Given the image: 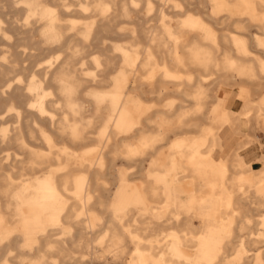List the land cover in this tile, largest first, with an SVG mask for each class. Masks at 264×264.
<instances>
[{"label":"bare ground","instance_id":"6f19581e","mask_svg":"<svg viewBox=\"0 0 264 264\" xmlns=\"http://www.w3.org/2000/svg\"><path fill=\"white\" fill-rule=\"evenodd\" d=\"M79 1L82 4L77 0H0V9L25 10L23 18L16 14L10 19L14 35L0 19V37L13 42L2 48L0 104L16 123L26 121L38 127L0 130V145L14 144L26 152L8 166L0 161V235L6 239L0 252L17 251L19 242L24 247L37 243L34 253H19L13 259L16 264H251V255L239 258L234 252L240 245L252 250L258 244L264 263V196L256 190L264 185V176H255L262 169H254L241 155L248 141L237 143L233 152L226 147L228 141L243 138L248 127V132L257 125L264 131V0H210L212 15L206 21L188 15L177 16L172 23L163 17L161 25L150 27H144L136 12L131 18L132 3L139 5V0ZM52 10L60 11L54 24L63 31L66 53L43 65L42 59L51 56L45 46L60 39L57 33L49 34L48 24L43 23ZM125 20L139 27L140 35L130 43L118 49L108 43L110 38H101L123 34L116 27ZM29 65L33 70L25 77ZM129 72L137 74L132 90L141 95L124 100L127 92L119 78L121 89L106 100L111 105L100 103L102 99H84L90 86L108 87L114 83L113 73L125 78ZM178 73L194 74L196 84L165 82L161 77L176 78ZM208 74L217 75L210 87L201 81ZM145 78L156 81L146 93ZM220 83L233 89L244 86L247 92L239 95L245 94L239 109L215 111L209 118L210 105L217 102L210 91ZM177 89L184 91L182 96L193 95L192 107L148 111L147 103L157 106ZM86 104L98 110L112 106L115 111L100 132L96 127L101 118L85 116ZM34 110L42 116L50 113L55 128L49 131L30 116ZM24 112L30 115L24 118ZM133 128L136 133L128 135ZM179 134L180 139L171 141ZM28 138L44 139L50 150L31 146ZM93 139L108 142L105 147L84 145ZM69 145L79 149L70 154ZM165 146L160 161L150 163L141 175L143 189L112 177L117 164L140 168ZM46 167L54 168L52 174L36 179ZM157 170L162 171L159 178ZM238 172L244 175L236 179ZM120 179L119 188L110 186ZM25 184L31 185L29 192L12 195ZM218 184L220 209L215 207L213 193ZM178 202L194 211L183 215L175 208ZM16 204L24 206L19 213ZM98 216L106 222H97ZM201 216L219 218L228 233L219 257L213 256L211 239L203 235L210 226ZM6 222L15 224V229L4 232ZM50 223L72 228L78 241L67 245L69 238L57 237L59 229H47ZM87 224L105 227L92 234ZM101 235L106 239L105 250L94 251L93 240ZM113 239L123 242V247L115 248ZM126 239L136 245V254L128 252ZM190 248L202 251L200 263L189 254ZM56 256L59 262L52 261Z\"/></svg>","mask_w":264,"mask_h":264},{"label":"rangeland","instance_id":"374dc122","mask_svg":"<svg viewBox=\"0 0 264 264\" xmlns=\"http://www.w3.org/2000/svg\"><path fill=\"white\" fill-rule=\"evenodd\" d=\"M68 2V1H67ZM77 2H80V4H82L81 1L77 0ZM138 4H134L132 3L131 8L133 9V13H132V17L131 18H135L134 17V13L136 12V15L138 17V19H140L143 22L144 27H150V26H159L161 25L160 19H162L163 17L168 18V20L170 19V21L172 23H175L177 20V16L175 17L174 15H170L172 14H178V13H183L187 7L184 3L181 2H172V3H167V2H161L159 3L160 5H156L154 3L149 2L150 5H152L154 8H149L148 3L145 4V2L139 1ZM192 4H197V3H192ZM142 6V7H141ZM64 13H66L67 15H74V13L72 11H65ZM159 13L160 17H157L156 15ZM20 15L21 18H23V15L25 14V10L22 8H12V9H0V19L4 20V22H6L4 24L5 28L12 33V35H14V29L13 26H11L10 24V19L11 17H13L14 15ZM60 11L57 10H52L50 12V14L48 15V17H46V19L44 20L43 23H47V30L49 31V34H58V36L60 37V39L58 40V42H55V44H51L45 46L47 48V50L49 52H51V56L50 57H44L42 59L43 61V65H48L50 63V60H57L58 57L62 58L64 56V54L66 53V42L63 39L64 35H63V31L62 29L56 27V25L54 24V21L57 17H59ZM145 15H149V16H145ZM73 16H70L68 19L73 20L72 19ZM200 20L202 19L206 21L207 18L205 17H197ZM43 23L39 24L42 25ZM38 25V26H39ZM118 30L123 31V34H103L101 36V38L106 37V38H110V41L108 42L109 44H111L112 46L120 49L121 46L128 44L132 41L133 37L140 35L139 30H138V26L137 24H133L128 22L127 20L121 22L120 24H118V26L116 27ZM214 30V29H212ZM239 36H241L240 34H237ZM187 36V35H184ZM13 43V42H12ZM12 43H9L5 40H3L0 37V59L3 57V52H2V48L5 45H12ZM142 43L145 44V41L142 40ZM15 44V43H14ZM98 46L101 45V42L97 43ZM57 51H60L59 53H57ZM248 56H253L252 53H248ZM247 59V58H246ZM256 62V61H255ZM256 66L260 67V64L257 65V62L255 63ZM29 71H27V73L25 74V77H28L31 74V71L33 70V65H29ZM19 74V73H17ZM209 75V74H208ZM92 77H95V75H93L91 73ZM114 77V83L111 84L110 86H106V87H96V86H90V93H88L85 96V100L86 99H90L92 101H95L96 99H102V101H100V103L105 104V105H111V103H109L108 101H106L108 98H111V94L113 91L121 89L117 82L118 79L120 78L121 83H122V88L127 92L124 100L126 98H129L132 95H141L142 92H137V91H133L132 88L135 87L137 85V74L136 73H127V76L124 78L120 75V77L117 78V73H113L112 74V78ZM163 81L165 82H183L184 84L187 83L189 85H195L197 81H195V77L194 74L191 75V73H178V75L176 76V78H172L170 76H168L167 74L161 76ZM201 78V77H200ZM217 78V75H209L206 78H201V81L203 82V84L207 87H210L211 84L214 83V80ZM155 80H151V79H146L144 80L145 83V87L143 92L146 93L149 91V87L155 84ZM231 87L225 86L224 84H217L210 92L213 95V97H215L217 99V102L215 104H211L210 109H209V118L213 117V115H215L216 113L220 114L228 109L231 110V108L237 110L241 107L243 99H244V95L247 92V89L243 86V87H238L236 89H233ZM231 91V92H230ZM50 91H44V93H49ZM189 92V91H188ZM245 92V94H242V96L239 97L240 93ZM24 93V92H22ZM182 93L184 94V91L182 89H177V91L173 92V94L170 97L165 98L160 104H158L157 106H153L150 103H147V109L148 111H153V113L156 111H165V112H174L176 109H179L180 107H186V108H190L192 107V105L194 104L195 100L193 95H189V97H185L184 95L182 96ZM49 97H47L46 99H48ZM86 107V111H84L85 116L86 115H92L95 117H100L101 120L100 122L97 124L96 127V132H100L105 126L106 123L108 122L107 119L109 117V115L113 114L115 111H113L111 108H107V109H96V107H91L89 104L85 105ZM233 106V107H232ZM216 111V113H214ZM152 113V115H153ZM39 114V116H38ZM23 117H27L30 114L24 112V114H22ZM151 115V113H150ZM33 116V118H37L39 119V123L41 125H43L46 129H48L49 131H51L52 129L55 128L54 123H52L49 120L50 117V113L45 112L42 115H40L38 110H34L32 111L31 115ZM6 117V118H3ZM43 117V119H42ZM57 118V116L55 117ZM82 122H87V118L86 117H82L80 119ZM23 126V129L26 131L29 127V129H38V127L34 124V123H29V126L27 124L26 121H20L19 123H16L14 121L13 115H10L9 112H6L5 107L0 104V130L3 128H15L16 126ZM109 130H111L109 128ZM131 131V132H130ZM247 133L245 134V136H243V138H239L236 139L235 141H228L226 143V147L228 148V150H231V152H233V150H235L237 148V143H239L240 141H248L249 142V146H251L248 150H246L244 152V155L246 157L247 162H251L254 164V167L256 170H260L262 169L260 174H255L256 177H261L264 176V162L261 161V158H264V131L259 129L258 125L256 127H254V129L250 132L249 131V127L246 129ZM128 135L133 136L136 133L135 128H133L132 130L128 129ZM129 136V137H130ZM119 137H124L122 135H119ZM120 140V139H119ZM173 140V139H172ZM171 140V141H172ZM106 143L108 142L107 140H104ZM170 141V142H171ZM28 142L31 146L33 147H37V148H44L47 149L48 151L50 150V144L48 142H46L44 139H30L28 138ZM58 143L60 145L63 144L62 141H58ZM106 143H99L98 141H96L95 139L88 141L86 144L84 145H99L100 147H105ZM70 146V149H68V152L70 154H74L75 151H77V149H75L78 146ZM168 146V145H167ZM167 146H165L164 148H161V151L156 154L159 155V158H162V150H165L167 148ZM108 150V149H106ZM18 153H22V154H18ZM25 153L26 152H22L20 151L16 145L14 144H1L0 145V161H2L3 164H6L7 166L13 162V161H17L20 159H23L25 157ZM155 154V155H156ZM161 156V157H160ZM152 159V158H151ZM150 163V162H149ZM54 171V168L52 167H46L45 169L40 170V172L36 175V179L39 178H43L46 176H49L52 174V172ZM115 173L112 174L113 178L118 179H124L125 180V184L127 186H130L131 188H136V189H143V187L145 186V182L142 180L141 175L142 174H146L147 169H143V171H141L139 168L137 167H131V168H124V166L122 164H117L116 165V170H114ZM156 173H160L162 174V171L157 170L155 171ZM3 170H0V175H2ZM155 173V174H156ZM128 175H130L131 177H128ZM243 176L244 173L242 172H238L234 175V177L236 179H239V177ZM133 177V179H131ZM115 181V182H111L110 186H113L115 184V186L120 185V181ZM131 180V181H130ZM243 182H238V184H242ZM31 188L30 184H25L22 186H19L18 188L14 189L12 192L13 196H16L19 192L20 193H27L29 192L28 190ZM220 190H221V184H218L213 193L216 195V201L214 202L215 207L219 209L221 208L219 201H218V196L220 194ZM258 191V193L262 196H264V185L262 187H259L256 189ZM167 195H169L167 193ZM197 202V199H196ZM197 204H195L196 207ZM24 206L21 204H16V210L19 213L21 211V209ZM197 209V208H196ZM219 209H217V211H219ZM166 209H163L162 211H165ZM191 211L194 210H182L179 211L180 213H182L184 215V213H190ZM215 211V210H214ZM165 215V214H164ZM187 215V214H185ZM165 217V216H163ZM162 217V218H163ZM202 220L204 219V221H206L208 223V225L210 227H208L207 232L203 233L204 236L209 237L210 240V245L213 247L211 252L213 254V256H221L225 249L223 247V243L226 241L227 239V235L228 233L226 232V229L222 227L221 225V221L219 218L215 219V220H211V218L209 216H201ZM97 222L101 221V223H105L106 220L102 217V216H98L97 217ZM95 220V221H96ZM213 222L212 224H210L209 222ZM254 222L251 223V225H253ZM15 227L14 225L11 224H5V231H9L12 228ZM105 225L99 226V225H90L87 224L86 229L87 231H89L90 233H94L96 231H99L100 229L104 228ZM48 230H56L59 229L61 231V234H59L57 237L58 238H69L68 239V243H66L67 245H69L70 243L74 242V241H78L77 235L74 233L72 228H67L65 226H61L60 224H54V223H50L47 226ZM206 229V228H205ZM206 231V230H205ZM15 234H17L16 232H14ZM13 234V233H11ZM14 236V235H13ZM255 238L258 237V235L254 236ZM6 241V239L4 238L3 235H0V245H2L4 242ZM128 245V252L131 251L130 254H136L138 251L136 250V245L132 242H129L128 239L125 240ZM112 243L114 244L115 248H119V247H123L124 243L119 241V240H112ZM106 239L104 235H101L99 237H97L96 239L93 240V250L94 251H104L105 250V246H106ZM36 246L37 243H32L29 247H24L23 243L21 244L19 242L18 244V249L17 251L15 250H6V251H2L0 252V264H6V261H8V264H16L13 259H15V257L19 254V253H34L36 250ZM262 249H259L258 244L257 246H253L252 250H247L246 247L244 245H240L236 248L235 252H234V257H239V258H244L247 255H251L252 256V263L251 264H264L263 261H260L261 258L259 257V254L262 252ZM202 253L201 250H198V248H190L189 249V254L193 256V258L196 259V262L200 263L203 260V257L200 256ZM108 258H112L110 255ZM52 261L54 262H59V258L56 257H52Z\"/></svg>","mask_w":264,"mask_h":264},{"label":"crops","instance_id":"0c3cea01","mask_svg":"<svg viewBox=\"0 0 264 264\" xmlns=\"http://www.w3.org/2000/svg\"><path fill=\"white\" fill-rule=\"evenodd\" d=\"M124 1H131V0H124ZM139 1L145 2V4L146 3L149 4V2H151V3H154L156 5H160L159 3H161V2L172 3V2L176 1V2L184 3L186 5L187 9L183 13L180 12L178 14H175V13L174 14H172V13L170 14V15H174L175 17L176 16L185 17V16H188V15H192L194 17H205V18H208V17H211V15H212V9H211V4H210L211 1L210 0H139ZM192 3H197V4H192ZM148 4H146V5H148ZM145 16H149V15H145ZM156 16L160 17L159 13ZM180 137H181V134L173 137L172 141L174 142L175 140L180 139ZM251 146H249L245 150L241 151V155L244 157L245 162L248 163V164H252L253 168L255 169L254 164L251 163V162H247L246 157L244 155V152L246 150H248ZM151 158L147 159L145 161L144 165L141 164V167L139 168L141 171H143V169H146L147 166L150 163H153L154 161H157V162L160 161V158H159L158 154H156L152 159ZM160 176H161L160 173H156L155 174L156 178H159ZM115 187L119 188V186H115ZM90 190H91V188L89 186L87 191L90 192ZM165 193H169V191L166 190ZM110 205H111L110 208L113 209V206H112L113 204L111 203ZM175 208H176L177 211H182V210L190 211V210H192V208H185L183 206L182 202L176 203ZM185 214H189V213L187 212V213H184V215Z\"/></svg>","mask_w":264,"mask_h":264}]
</instances>
